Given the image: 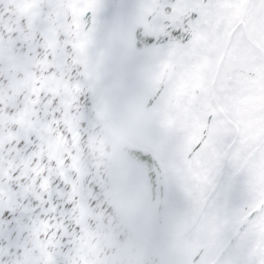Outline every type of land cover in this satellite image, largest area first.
Segmentation results:
<instances>
[{
	"label": "snow or ice",
	"instance_id": "obj_1",
	"mask_svg": "<svg viewBox=\"0 0 264 264\" xmlns=\"http://www.w3.org/2000/svg\"><path fill=\"white\" fill-rule=\"evenodd\" d=\"M0 264H264V0H0Z\"/></svg>",
	"mask_w": 264,
	"mask_h": 264
}]
</instances>
